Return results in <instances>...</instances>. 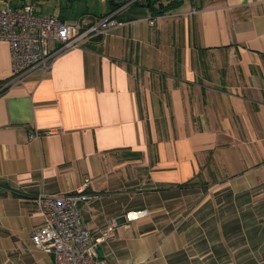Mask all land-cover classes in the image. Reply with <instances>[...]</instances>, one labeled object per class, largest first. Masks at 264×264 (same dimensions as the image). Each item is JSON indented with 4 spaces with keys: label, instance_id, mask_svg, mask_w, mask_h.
Here are the masks:
<instances>
[{
    "label": "crops",
    "instance_id": "0c3cea01",
    "mask_svg": "<svg viewBox=\"0 0 264 264\" xmlns=\"http://www.w3.org/2000/svg\"><path fill=\"white\" fill-rule=\"evenodd\" d=\"M101 1L55 14L119 23L45 74L4 85L0 40V264H54L33 199L84 178L99 197L79 215L93 238L114 224L97 244L112 264H264V0Z\"/></svg>",
    "mask_w": 264,
    "mask_h": 264
},
{
    "label": "built area",
    "instance_id": "2783aa9c",
    "mask_svg": "<svg viewBox=\"0 0 264 264\" xmlns=\"http://www.w3.org/2000/svg\"><path fill=\"white\" fill-rule=\"evenodd\" d=\"M119 22L113 13L88 22L85 18L64 20L55 14L37 11L31 3L14 6L0 2V40L9 45L11 60L10 79H21L39 71L45 74L53 58L67 49L80 47L88 39L105 33ZM150 24L154 19L149 20ZM3 84H0V90ZM40 132L32 129L29 139ZM89 178L74 190L60 194H38L32 208L42 215V223L31 231L33 245L53 256L54 264H112L97 251V244L113 230L109 222L99 237L93 238L79 215L81 203L96 200L99 195L87 190ZM132 264H149L139 260Z\"/></svg>",
    "mask_w": 264,
    "mask_h": 264
},
{
    "label": "rangeland",
    "instance_id": "374dc122",
    "mask_svg": "<svg viewBox=\"0 0 264 264\" xmlns=\"http://www.w3.org/2000/svg\"><path fill=\"white\" fill-rule=\"evenodd\" d=\"M8 0H0V2ZM16 2L33 3L35 8H39L42 13L64 14L72 16L74 13H80L86 10H93L97 14L104 13L107 10V2L101 0H11ZM88 8V9H87Z\"/></svg>",
    "mask_w": 264,
    "mask_h": 264
},
{
    "label": "trees",
    "instance_id": "16d2710c",
    "mask_svg": "<svg viewBox=\"0 0 264 264\" xmlns=\"http://www.w3.org/2000/svg\"><path fill=\"white\" fill-rule=\"evenodd\" d=\"M4 3H8V4H11V5H14V6H19L20 3H24L25 1H21V2H16V1H11V0H8V1H3ZM181 0H169V2H167L166 4H164L163 2H159V3H156V1L154 0H145V3L144 5L149 8V9H155V11H159V12H164V11H167L169 9H172V8H175L177 7L179 4H180ZM27 3V2H26ZM119 4V3H118ZM33 5V3H32ZM35 8V7H34ZM36 9V8H35ZM37 10V9H36ZM38 11V10H37ZM196 182L194 180H188L184 183H182L181 185L182 186H189V185H193L195 184Z\"/></svg>",
    "mask_w": 264,
    "mask_h": 264
}]
</instances>
